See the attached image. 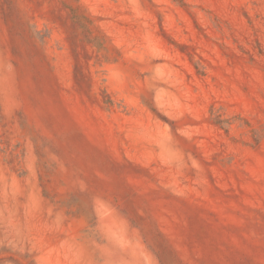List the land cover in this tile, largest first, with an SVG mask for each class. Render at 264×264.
Here are the masks:
<instances>
[{"label": "rangeland", "instance_id": "1", "mask_svg": "<svg viewBox=\"0 0 264 264\" xmlns=\"http://www.w3.org/2000/svg\"><path fill=\"white\" fill-rule=\"evenodd\" d=\"M0 264H264V0H0Z\"/></svg>", "mask_w": 264, "mask_h": 264}]
</instances>
